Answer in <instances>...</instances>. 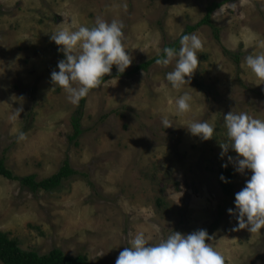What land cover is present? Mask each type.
Returning a JSON list of instances; mask_svg holds the SVG:
<instances>
[{
  "label": "rangeland",
  "instance_id": "obj_1",
  "mask_svg": "<svg viewBox=\"0 0 264 264\" xmlns=\"http://www.w3.org/2000/svg\"><path fill=\"white\" fill-rule=\"evenodd\" d=\"M225 1L0 0V159L20 179H48L66 161L88 175L73 176L52 192H32L21 180L0 176V233L25 251L45 255L57 248L93 264H115L129 233L143 232L154 245L173 231L205 229L224 264H264V229L231 231L235 195L225 196L220 187L227 162L220 158L227 140L223 116L234 110L264 119V81L244 63L247 55L264 52V0ZM212 3L222 5L213 14L220 39L207 26L193 32L203 47L191 88L167 83L175 61L116 76L88 94L83 134L71 141L80 101L73 105L65 90H51V72L64 57L50 34L91 27L98 17L122 22L132 57L126 73L160 57ZM116 73L113 66L110 75ZM185 91L193 98L191 110L180 115L175 101ZM164 118L172 127L165 129ZM193 121L211 124L212 139L193 137L186 128ZM227 168L236 194L251 172Z\"/></svg>",
  "mask_w": 264,
  "mask_h": 264
},
{
  "label": "clouds",
  "instance_id": "obj_2",
  "mask_svg": "<svg viewBox=\"0 0 264 264\" xmlns=\"http://www.w3.org/2000/svg\"><path fill=\"white\" fill-rule=\"evenodd\" d=\"M123 29L122 22H107L98 17L91 27L60 28L50 34V40L64 57L57 63L58 70L51 72V90L62 88L68 102L75 105L111 74L113 66L118 73H124L132 64V57L124 46ZM179 43V49L163 48V54L156 60L164 67L175 61L172 70L165 74L167 83L174 89L184 85L190 87L191 76L200 63L197 52L203 47L201 38L195 33L182 35ZM244 63L257 79L264 81V52L247 55ZM192 99L187 91L180 95L175 101L177 113L182 115L190 111ZM22 111V107L16 109L14 118ZM223 118L227 140L220 143V158L226 157L227 162L222 167L231 164L236 173L251 172L244 187L235 194V210L228 209V214L237 221L231 231L246 229L252 234L260 233L264 229V119L234 110ZM161 124L165 129L172 127L167 118L162 119ZM186 128L202 141L212 139L215 132L207 121H193ZM17 139L25 140V133L20 132ZM229 150L237 155H228ZM220 179L229 182L224 176ZM214 239L205 229L187 234L173 231L159 243L150 245L143 232L129 233L128 246L119 253L115 264H224L223 255L211 244Z\"/></svg>",
  "mask_w": 264,
  "mask_h": 264
},
{
  "label": "trees",
  "instance_id": "obj_3",
  "mask_svg": "<svg viewBox=\"0 0 264 264\" xmlns=\"http://www.w3.org/2000/svg\"><path fill=\"white\" fill-rule=\"evenodd\" d=\"M255 1V0H254ZM226 3L229 0L225 1ZM222 5L220 3H212L206 9V15L204 18L196 25H189L186 27V31L184 34H192L197 31L199 28L207 26L214 33L215 39H220V28L217 27L213 21V14L221 8ZM181 38V37H180ZM180 38L175 42L166 44L165 47H173L179 49L180 47ZM164 47V48H165ZM226 54H232L229 50L225 49ZM237 58V62H239V56L234 54ZM159 58V57H158ZM158 58H154L149 62L143 63L141 65L135 66L131 71L126 73H116L114 75H106L104 77V81H102L97 87L93 88L91 91L97 90L101 88L107 81L114 77H124L128 75H133L136 73H140L142 71H147L150 66H152ZM89 92V93H90ZM88 93V94H89ZM87 97H84L80 100L79 107L76 111V115L73 117L72 126H73V135L70 137L71 141H77L80 136L83 134V128L81 125V117L84 115V108L86 105ZM84 176L88 177L86 173H78L75 169L71 167L69 161H66L63 166L60 168L57 174L53 177L43 180H37L35 175L25 178L15 177L14 173L8 168L6 164V160L0 159V176L6 178L8 180H16L20 181L23 188H27L32 192L46 191L52 192L59 187L62 186L65 180L72 178L73 176ZM224 176L229 182L224 183L220 179V187L222 192L227 197H234L235 195V181H234V173L231 169H222L220 171V177ZM217 225H214L216 228ZM0 262L2 264H93L88 260L86 256L78 255L76 257L66 255L60 249H53L51 252L45 255H40L37 252H29L25 251L19 247L16 241H12L9 237L0 233Z\"/></svg>",
  "mask_w": 264,
  "mask_h": 264
}]
</instances>
